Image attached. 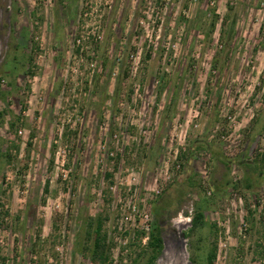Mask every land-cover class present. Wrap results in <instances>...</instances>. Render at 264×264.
Wrapping results in <instances>:
<instances>
[{
    "label": "rangeland",
    "instance_id": "1",
    "mask_svg": "<svg viewBox=\"0 0 264 264\" xmlns=\"http://www.w3.org/2000/svg\"><path fill=\"white\" fill-rule=\"evenodd\" d=\"M99 221L264 264V0H0V264H101Z\"/></svg>",
    "mask_w": 264,
    "mask_h": 264
},
{
    "label": "trees",
    "instance_id": "2",
    "mask_svg": "<svg viewBox=\"0 0 264 264\" xmlns=\"http://www.w3.org/2000/svg\"><path fill=\"white\" fill-rule=\"evenodd\" d=\"M92 223V222H91ZM202 220L194 219L193 225L198 227L199 224H202ZM92 224L89 225L91 227ZM149 247L151 248V255L147 264H155L159 257L162 255L164 249V242L162 238V229L159 223L156 221L151 224V230L148 233ZM104 238L102 236V222L97 223V228L95 230V239H94V250H93V260L95 262L106 264L108 257L106 255L105 246L103 244ZM216 255L212 252L208 257V263L214 264ZM192 264H198L195 260H192Z\"/></svg>",
    "mask_w": 264,
    "mask_h": 264
}]
</instances>
